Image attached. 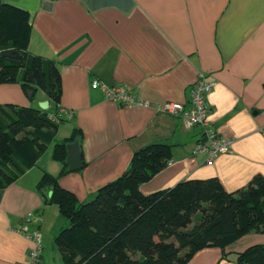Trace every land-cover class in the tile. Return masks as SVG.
<instances>
[{"label":"crops","instance_id":"crops-1","mask_svg":"<svg viewBox=\"0 0 264 264\" xmlns=\"http://www.w3.org/2000/svg\"><path fill=\"white\" fill-rule=\"evenodd\" d=\"M0 1L29 14L28 52L56 62L58 106L72 114L36 164L0 189V264H23L30 240L20 228L28 213L35 221L27 227L41 236L39 264L53 257L54 238L68 220L45 202L37 184L44 171L59 175L54 143L75 129L82 167L59 175L58 183L80 202L117 178L132 153L150 143L168 144L170 163L139 185L143 194L207 178L232 192L264 176V0ZM199 73L215 81L205 97L206 120L231 140L227 152L212 158L192 153L202 139L200 126L160 110L166 101L186 103ZM93 80L126 86L147 104L107 100L91 88ZM42 100L48 99L41 89L28 98L19 83L0 84V104L38 107ZM262 243L264 233L251 231L224 249L198 250L186 264H236L237 252Z\"/></svg>","mask_w":264,"mask_h":264},{"label":"trees","instance_id":"trees-1","mask_svg":"<svg viewBox=\"0 0 264 264\" xmlns=\"http://www.w3.org/2000/svg\"><path fill=\"white\" fill-rule=\"evenodd\" d=\"M30 31L29 14L0 1V84L16 82L25 92L41 89L51 103L46 110L0 104V189L36 164L66 119L58 111L56 62L28 52ZM77 138L81 133L75 129L54 143L52 157L62 164L59 175L71 171L65 163L67 145ZM170 155L165 143L140 147L128 168L85 202L59 185V175L43 172L38 189L68 220L54 238L64 264H186L202 248L224 249L246 233H264V176L259 174L232 192L207 178L141 193L139 185ZM236 264H264V243L237 252Z\"/></svg>","mask_w":264,"mask_h":264},{"label":"built area","instance_id":"built-area-1","mask_svg":"<svg viewBox=\"0 0 264 264\" xmlns=\"http://www.w3.org/2000/svg\"><path fill=\"white\" fill-rule=\"evenodd\" d=\"M215 81L205 78L203 73H199L190 87V98L184 102L166 101L160 105V110L166 114L179 116L188 126H200L202 128V139L199 140L193 150V154L206 153L209 158L227 152L230 148L231 140L221 136L206 120L208 105L206 94L212 89ZM91 88L102 90L105 98L125 106H141L147 103L140 98L132 96L128 87L122 85L109 86L93 80ZM59 114L65 118L71 117V111L63 108L58 109ZM53 119L52 115H50ZM168 163H170L168 161ZM35 221L31 213L26 214L20 228L26 238L30 240V246L26 253L23 264H39L42 256V243L40 232L37 228L29 229L28 224Z\"/></svg>","mask_w":264,"mask_h":264},{"label":"water","instance_id":"water-1","mask_svg":"<svg viewBox=\"0 0 264 264\" xmlns=\"http://www.w3.org/2000/svg\"><path fill=\"white\" fill-rule=\"evenodd\" d=\"M34 95L33 90H26V96L28 98H32ZM49 101L42 100L38 102V107L42 110H46L48 108ZM65 163L68 166V169L73 171L82 167L81 153L78 141H73L67 145V154Z\"/></svg>","mask_w":264,"mask_h":264},{"label":"rangeland","instance_id":"rangeland-1","mask_svg":"<svg viewBox=\"0 0 264 264\" xmlns=\"http://www.w3.org/2000/svg\"><path fill=\"white\" fill-rule=\"evenodd\" d=\"M194 221H195V217H194ZM54 250L55 253L53 254V257H51L46 264H64L62 257H61V253H59V249L56 246V244H54Z\"/></svg>","mask_w":264,"mask_h":264}]
</instances>
